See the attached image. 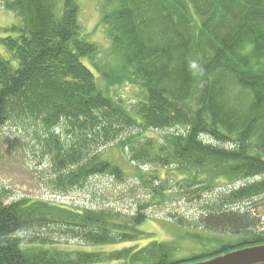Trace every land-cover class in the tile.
I'll list each match as a JSON object with an SVG mask.
<instances>
[{
    "label": "trees",
    "instance_id": "1",
    "mask_svg": "<svg viewBox=\"0 0 264 264\" xmlns=\"http://www.w3.org/2000/svg\"><path fill=\"white\" fill-rule=\"evenodd\" d=\"M0 2L20 18L0 36V126L33 130L50 159L54 194L95 175L123 179L100 153L116 141L134 166L173 165L181 174L175 190L212 196L195 226L201 231L187 232L212 248L176 260L172 239L109 252L69 248L136 239L141 204L131 214L73 209L15 198L0 184V264H181L264 244L254 213L264 196V0H103L99 24L115 58L107 71L83 31L78 0ZM94 71L140 92L125 105L100 91ZM148 129L171 132L161 142L140 136ZM157 178L148 204L165 200L168 181ZM219 179L232 186L214 190Z\"/></svg>",
    "mask_w": 264,
    "mask_h": 264
},
{
    "label": "rangeland",
    "instance_id": "2",
    "mask_svg": "<svg viewBox=\"0 0 264 264\" xmlns=\"http://www.w3.org/2000/svg\"><path fill=\"white\" fill-rule=\"evenodd\" d=\"M78 2L80 3L79 15L83 31L89 40L100 46L97 58L103 63L100 68L107 71L110 66L115 64V58L109 51L106 31L99 24L103 0H78ZM19 23V16L15 12L3 8L0 2V36L7 34L2 30L3 27ZM0 53H6L1 45ZM86 64L89 62L86 61ZM94 73L100 91L113 97L120 95L124 99L125 105H130L134 95L140 92V88L136 86L108 84L100 73L96 71ZM37 130H39L37 131L39 136L43 134L41 129L37 128ZM32 131L13 124L0 126V184L9 190L10 195L15 198L24 196L45 199L70 206L73 209L83 207L112 208L124 214L134 212L138 204L144 206L143 211L146 218L138 225L140 236L136 239L107 245L74 244L69 245V248L109 252L125 247L138 248L153 240L172 239L180 247V251L177 252L176 257L174 256L176 260L187 259L193 254L212 248L211 240L204 238L195 240L187 234V232L193 233L195 230L201 231L195 226L200 224L198 221L202 206L204 202L212 198L211 193L210 191L196 190L188 194L185 191L175 190V180L181 177V174L173 165L166 168L151 163L134 166L115 141L104 146L100 153L102 156L114 160L122 168L123 179H116L112 175H95L90 177L82 187L73 188L64 194H54L48 182L50 159L33 138ZM165 132H171V130L148 129L143 131L140 136L162 142ZM132 134L136 135V131L134 130ZM154 176L159 177L160 183L165 184L168 181L169 185H166V191L164 190L166 192L164 201L157 202L156 200V202L152 201V204H148L151 203L149 194L150 191L152 192L151 187H154L151 185L158 183V178H154ZM215 182L217 184L213 186L214 190L223 186H232L226 184L224 179ZM198 194L201 196H197ZM255 207L254 213L260 218V229L263 231L264 196L255 201ZM202 233V236H216V234L207 231ZM73 242L79 243L75 240ZM103 264L118 263L117 261H107Z\"/></svg>",
    "mask_w": 264,
    "mask_h": 264
},
{
    "label": "water",
    "instance_id": "3",
    "mask_svg": "<svg viewBox=\"0 0 264 264\" xmlns=\"http://www.w3.org/2000/svg\"><path fill=\"white\" fill-rule=\"evenodd\" d=\"M181 264H264V244L245 246Z\"/></svg>",
    "mask_w": 264,
    "mask_h": 264
}]
</instances>
